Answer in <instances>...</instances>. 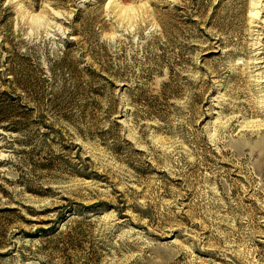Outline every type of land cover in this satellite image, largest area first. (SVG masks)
<instances>
[{"label":"rangeland","instance_id":"1","mask_svg":"<svg viewBox=\"0 0 264 264\" xmlns=\"http://www.w3.org/2000/svg\"><path fill=\"white\" fill-rule=\"evenodd\" d=\"M4 102L0 264H264V0H0Z\"/></svg>","mask_w":264,"mask_h":264},{"label":"trees","instance_id":"2","mask_svg":"<svg viewBox=\"0 0 264 264\" xmlns=\"http://www.w3.org/2000/svg\"><path fill=\"white\" fill-rule=\"evenodd\" d=\"M25 88H29L30 87H25ZM27 92L28 89H26ZM15 105L12 104H7L5 105V102L2 103V105H0V122L2 120H6L9 119L11 117H13L15 115V109H14ZM39 233H41V235H36L34 237H42L45 236V242L49 243L50 247V254L54 255L56 253V251L58 250V248H60V242L62 239H64L63 241L65 242L66 245H69L71 247H76L77 243H78V239H79V234L77 233H73L71 230H58L55 229L53 231H45V229H40ZM38 233V234H39ZM43 233V234H42Z\"/></svg>","mask_w":264,"mask_h":264}]
</instances>
